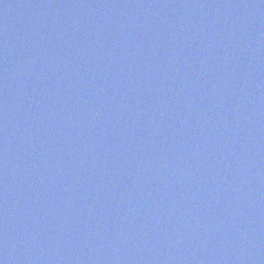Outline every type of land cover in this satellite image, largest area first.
<instances>
[{
    "label": "water",
    "instance_id": "obj_1",
    "mask_svg": "<svg viewBox=\"0 0 264 264\" xmlns=\"http://www.w3.org/2000/svg\"><path fill=\"white\" fill-rule=\"evenodd\" d=\"M0 264H264V0H0Z\"/></svg>",
    "mask_w": 264,
    "mask_h": 264
}]
</instances>
